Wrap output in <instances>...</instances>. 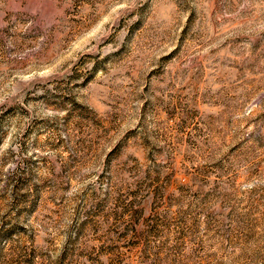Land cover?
<instances>
[{"label":"rangeland","instance_id":"1","mask_svg":"<svg viewBox=\"0 0 264 264\" xmlns=\"http://www.w3.org/2000/svg\"><path fill=\"white\" fill-rule=\"evenodd\" d=\"M0 264H264V0H0Z\"/></svg>","mask_w":264,"mask_h":264}]
</instances>
